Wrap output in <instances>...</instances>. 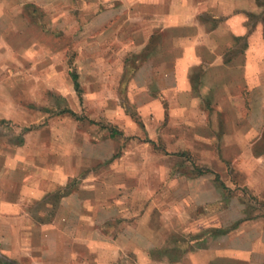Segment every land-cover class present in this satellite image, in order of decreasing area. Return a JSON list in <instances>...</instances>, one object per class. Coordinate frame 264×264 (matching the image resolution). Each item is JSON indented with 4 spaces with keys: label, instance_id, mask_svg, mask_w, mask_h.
Masks as SVG:
<instances>
[{
    "label": "crops",
    "instance_id": "1",
    "mask_svg": "<svg viewBox=\"0 0 264 264\" xmlns=\"http://www.w3.org/2000/svg\"><path fill=\"white\" fill-rule=\"evenodd\" d=\"M27 1L0 0V25L4 19L6 24L0 26V34L17 25L19 15L14 12L29 5ZM33 1L39 9L42 0ZM78 2L89 30L98 27L103 34L99 49L104 52L99 55H111L112 50L114 55L131 58L147 53L141 66L157 80V94L143 104L146 111L151 106L157 108L154 118L149 115L148 120L162 119L159 105L166 99L171 106L170 120L200 121L208 126L210 122L208 130L196 134L195 142L182 139L178 151L212 153L215 160L209 164L211 168L214 162L219 163V152L224 154V159L232 161L239 185L264 202V2ZM61 4L66 5L67 23H74L69 16L73 0L41 5L47 12V7L54 10ZM128 26L129 39L125 40ZM70 135L74 137L65 146L67 153L54 144L50 152L44 151L39 141L32 144L28 139L8 156L11 163L3 161L4 153L0 159V247L8 259L20 264H121L122 257L129 255L136 264H264V217L245 212L243 221L221 233L222 238L211 234L209 239L190 241L182 250L174 228L159 234L148 210L133 212L137 194L124 186L122 172L137 164L121 157L99 165V157L106 156L103 152L97 154L99 160L93 166L84 163L78 142L72 143L77 134L73 131ZM115 138L110 136L90 146H110L115 151L119 143ZM150 140L155 142V138ZM124 151L129 153L130 149ZM161 168L162 179H167L171 166ZM67 185L68 191L64 189ZM61 190L54 196L50 213L36 209L46 196ZM45 214L48 219H44ZM187 215L190 217L189 211H184L176 222L187 223Z\"/></svg>",
    "mask_w": 264,
    "mask_h": 264
},
{
    "label": "rangeland",
    "instance_id": "2",
    "mask_svg": "<svg viewBox=\"0 0 264 264\" xmlns=\"http://www.w3.org/2000/svg\"><path fill=\"white\" fill-rule=\"evenodd\" d=\"M50 1H40L36 9L34 4H37L28 0L29 5L14 12L19 15L15 19L17 25H11L8 32L5 27L6 33L0 34V159L3 160L4 153L3 161L11 163L13 160L8 156L15 154L28 139L32 144L39 141L44 151L50 152L54 144L60 146V152L67 153L65 146L71 144L74 136L70 133L74 131L77 140L73 139L72 143L78 142L84 163L93 166L99 160L97 154L103 152L106 156L99 157V165L121 157L124 162L137 164L136 168H124L122 172L124 186L137 194L133 212L148 210L152 226L160 230L159 234L174 228L177 242L183 244L182 250L188 248L190 241L206 236L209 239L211 234L222 238L221 233L243 221L245 212L247 216L264 217V202L247 187L239 185L234 178L232 161L224 159V154L219 152V163L214 162L211 168L209 164L215 160L212 153L178 151L182 139L195 142L196 134L208 130L210 122L208 126L200 121L170 120L171 106L166 99L164 105H159L164 113L162 119L148 120L149 115L154 118L157 108L151 106L146 111L143 104L157 94L154 87L157 80L141 66L147 53L131 58L114 55L112 50L111 55H99L104 52L99 49L103 34L98 27L89 30L81 3L73 0L69 16L72 15L74 23L68 24L66 5L61 4L54 10L47 7L49 14L45 12L46 7L41 4ZM5 25L4 19L0 26ZM129 28L124 32L125 40L129 39L126 37ZM140 68H143L141 72L136 71ZM73 72L79 74L82 98L75 89ZM69 109L80 119L67 113ZM111 134L119 142L115 151L110 146L101 149L90 146L110 138ZM150 138H155V144L147 142ZM126 149L130 152L125 153ZM27 156L33 154L27 153ZM194 163L209 171L198 173ZM166 165L171 170L163 180L161 167ZM125 177L132 179L128 181ZM69 188L67 185L64 189ZM61 192L46 196L36 209L50 213L54 196ZM184 211L190 213V217L186 216L187 223H177L176 218ZM46 214L44 219L49 217ZM2 249L0 264H20L8 259ZM155 255L158 257L160 253ZM122 260L121 264H136L129 255H124Z\"/></svg>",
    "mask_w": 264,
    "mask_h": 264
},
{
    "label": "trees",
    "instance_id": "3",
    "mask_svg": "<svg viewBox=\"0 0 264 264\" xmlns=\"http://www.w3.org/2000/svg\"><path fill=\"white\" fill-rule=\"evenodd\" d=\"M72 78H73V81H74L75 89L79 93L80 98H82V95H81V85H80V81H79V74L77 72H73L72 73ZM66 112L67 113H70L72 116L80 119L79 116H78V114L75 111L69 109V110H66ZM111 135L113 136V134H111ZM147 142H150L152 144H155V142L153 140H147ZM194 167H195L196 170H198V173H200V174H203V173L209 171V170H205V169L197 166L195 163H194ZM217 179L219 180V177ZM222 186L224 188H227L226 184H224L223 182H222Z\"/></svg>",
    "mask_w": 264,
    "mask_h": 264
}]
</instances>
